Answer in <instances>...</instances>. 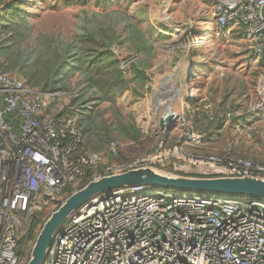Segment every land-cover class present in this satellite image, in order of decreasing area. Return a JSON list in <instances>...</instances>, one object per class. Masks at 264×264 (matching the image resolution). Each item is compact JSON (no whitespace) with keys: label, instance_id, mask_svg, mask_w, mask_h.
Masks as SVG:
<instances>
[{"label":"built area","instance_id":"obj_1","mask_svg":"<svg viewBox=\"0 0 264 264\" xmlns=\"http://www.w3.org/2000/svg\"><path fill=\"white\" fill-rule=\"evenodd\" d=\"M213 15L221 31L241 30L248 52L264 65V0H216ZM256 93L251 112L264 113V73ZM43 95L0 70V264H19L32 218L46 203L57 210L85 180L169 159L174 174L264 180L263 161L232 149L191 152L183 146L189 134L129 162L117 161L121 146L111 141L115 162L107 165L103 152L84 148L78 112L48 116ZM184 193L140 186L93 199L55 235L43 264H264V200Z\"/></svg>","mask_w":264,"mask_h":264},{"label":"rangeland","instance_id":"obj_2","mask_svg":"<svg viewBox=\"0 0 264 264\" xmlns=\"http://www.w3.org/2000/svg\"><path fill=\"white\" fill-rule=\"evenodd\" d=\"M12 1L0 0V9ZM16 1L22 5L19 8L35 27L36 34L43 35L45 48L53 37L59 43H77L81 67L92 69L90 73H94L100 89L106 92L111 83L118 81L120 71L126 85L132 82L128 90L117 87L118 93L113 99L104 100L95 108L97 121L103 117H99V113L108 117L114 115L118 121L116 126L135 127L145 133L138 146L119 141L123 156L118 162L153 154L162 141L169 149L179 144L184 134L198 136L192 121L193 117L202 119L204 111L213 116L231 115L224 124L219 151L233 146L246 157L264 156V113L251 112L264 68L262 70L248 52L241 30L221 31L217 26L213 15L216 0ZM1 15L5 13L1 11ZM5 39L6 36L1 43ZM134 66L143 71V80L133 79ZM12 75L44 94L45 114L51 117L69 112L74 99L86 87L79 73L71 76L68 90L55 87L54 75L44 74V83L39 85L30 83L21 73ZM93 102H87L88 109L93 108ZM168 108L181 118L179 125L183 119L190 123L183 127L178 125L179 131L159 132V120L164 118ZM237 121H241L242 126H237ZM188 143L183 146L194 152ZM102 152L107 165L115 162L106 150ZM173 161L169 159L153 169L171 173ZM173 194L186 195L180 191ZM235 198L244 200L245 196ZM55 209V205L46 203L32 218V222L36 218L41 220L35 239ZM28 236L29 233L22 239L19 264H28L32 256L36 241Z\"/></svg>","mask_w":264,"mask_h":264},{"label":"trees","instance_id":"obj_3","mask_svg":"<svg viewBox=\"0 0 264 264\" xmlns=\"http://www.w3.org/2000/svg\"><path fill=\"white\" fill-rule=\"evenodd\" d=\"M20 6L22 5L16 0H13L11 3L6 4L4 8L0 9V70L4 74L10 76H13L12 73H21L30 83L35 82V85L44 83V74H48L49 77L54 75L53 81L56 83L55 87L60 90H68L67 85L71 76L79 73L83 78L86 87L79 92V95L72 103V109L65 114L76 111L74 109H78L77 112H80L78 113V126L80 130L83 126L85 129L84 131H87V128L97 121L95 108H98L104 100L113 99L118 93L116 91L117 87L119 89L122 88L123 90H128L130 87L129 84L132 82L130 81L128 82V85H126L124 74L120 71L118 81L111 83L106 92L100 89L98 84L99 81L96 80L94 73H90L92 69H90V67H87L86 69L81 67L82 63L80 62L79 55H77V43L63 44L62 42H57L53 37V40L45 45V48L43 46V43L45 42L43 35L36 34L35 27L30 23L29 18L26 15H23L24 13L23 10L19 8ZM1 11H3L5 15H1ZM4 36H6L7 39L1 43ZM23 44H25L24 47H22ZM12 56H14L13 59ZM259 65L263 70V63H260ZM75 68L79 71H73ZM134 69L135 76L133 79L143 80V71L137 66H134ZM43 70L46 72L44 73ZM50 72L51 74H49ZM88 101H94L91 110L88 109ZM103 114L101 115L99 113V117L103 116ZM97 123L98 121L94 125L99 128V130L101 129L102 131L107 132L111 131L110 126L105 125L102 122ZM118 130L127 135H137L136 130L130 129V127L121 124L119 125ZM118 130L113 128V131L115 132ZM87 183L88 181L85 180L84 185ZM40 225L41 220L36 218L31 225L28 238L35 239L34 233ZM36 240L37 238L35 241Z\"/></svg>","mask_w":264,"mask_h":264},{"label":"water","instance_id":"obj_4","mask_svg":"<svg viewBox=\"0 0 264 264\" xmlns=\"http://www.w3.org/2000/svg\"><path fill=\"white\" fill-rule=\"evenodd\" d=\"M177 120L174 115H168L160 121L161 130L174 129ZM140 186H150L156 190L194 192L222 198L245 196L264 200V180L256 178H194L153 168H139L101 177L71 194L53 212L36 240L28 264H43L55 235L75 211L89 204L93 199L114 190Z\"/></svg>","mask_w":264,"mask_h":264},{"label":"crops","instance_id":"obj_5","mask_svg":"<svg viewBox=\"0 0 264 264\" xmlns=\"http://www.w3.org/2000/svg\"><path fill=\"white\" fill-rule=\"evenodd\" d=\"M259 64V63H258ZM144 95H141L143 97ZM78 111V109H74ZM208 110V109H206ZM168 115H173V114H168ZM168 115H163V117H167ZM177 117V125L174 129L168 130L169 132H175L179 131V126H185L186 124H189L190 122L186 123L185 119H183V123L179 125V123L182 121L180 117H178L176 114L174 115ZM231 115H220V114H215L214 116L209 113V111H204L202 115V119L194 118L192 123L195 125L194 132L198 134V136L191 137V141L188 143V146L192 148V151H196L197 153H223L226 151L224 148L220 150L219 147H222L220 138L222 137L223 131L225 129V122L227 121V118H230ZM192 117V116H191ZM164 118H161L159 120V132H162L160 128V121ZM249 119V118H248ZM248 119L246 122H248ZM97 122V121H96ZM92 126L87 128V131H84V127L82 129L81 127V135L83 137V143H84V148L88 150H95V151H100L102 152L103 149L107 151L108 145L111 141H121L125 140L130 143L131 146H138L140 143L144 140V132L141 131L140 129H136L135 127L134 130L137 131V135H127L123 133L122 131H119V126H116L118 124V121L116 120L114 115H111L110 117L103 115L101 121H98V123H104L105 125L110 126L111 131H102L101 129L97 128L94 124ZM97 123V124H98ZM94 125V126H93ZM179 125V126H178ZM236 125H241V121H237ZM127 127V126H126ZM114 129H117L118 131H113ZM230 146V145H226ZM225 146V147H226ZM229 149H232L234 152L238 153L235 149H233V146H230ZM240 154V153H238ZM243 155V154H240ZM123 156V153H122ZM245 156V155H244ZM249 158H252L257 161H263L264 162V156L263 155H249Z\"/></svg>","mask_w":264,"mask_h":264},{"label":"bare ground","instance_id":"obj_6","mask_svg":"<svg viewBox=\"0 0 264 264\" xmlns=\"http://www.w3.org/2000/svg\"><path fill=\"white\" fill-rule=\"evenodd\" d=\"M171 5V3L168 5V6H170ZM169 109V108H168ZM168 114H173V115H175L174 113H173V111H171L170 109H169V111L167 112V113H165V115H168Z\"/></svg>","mask_w":264,"mask_h":264}]
</instances>
